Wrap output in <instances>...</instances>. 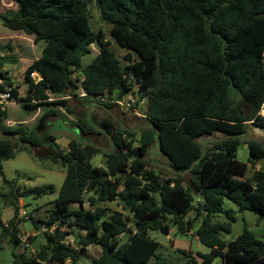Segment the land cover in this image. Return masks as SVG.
Here are the masks:
<instances>
[{
    "label": "trees",
    "instance_id": "1",
    "mask_svg": "<svg viewBox=\"0 0 264 264\" xmlns=\"http://www.w3.org/2000/svg\"><path fill=\"white\" fill-rule=\"evenodd\" d=\"M12 1L17 9L11 15L0 14L2 25L43 43L39 57L24 71V96L0 59V91L9 87L15 102L31 109L54 103L69 111L65 99L48 102V95L77 88L71 75L92 43L98 53L81 69L78 86L84 97L120 98L134 84L139 96L149 97L145 124L137 128L115 126L111 119L79 125L83 134L101 131L107 136L103 166L89 163L82 142L70 139L65 153L56 151L53 162L65 169V176L53 209L44 222L30 217L36 229L44 224L53 230L44 232V243L31 263L75 264L87 257L88 246H97L101 253L90 258L91 264H147L159 246L148 232L168 235L175 227L188 233L199 219L194 236L209 249L200 264H210L214 258L221 264H264V241L248 230L230 242L219 237L230 231L234 220L233 210H222L224 199L258 220L264 217V171L255 170L244 179L247 165L235 155L236 146L245 142L251 164L264 157L260 141L245 139L250 127L264 128L259 115L264 104V0H92L102 21L109 24L114 43L138 57L124 67L107 48L102 32L90 29L88 0ZM31 73L40 80L35 82ZM230 87L248 107V115L234 105ZM95 105L109 109L116 104ZM53 114L42 113L26 135L17 127L0 129L38 147ZM5 118L6 110L0 109V124ZM152 145L165 157L158 171L147 168L144 161ZM17 147L12 137L0 141V173L3 161L26 149ZM233 176L239 180L230 185ZM48 192L52 193L51 187L15 193L39 197ZM115 201L120 210L99 206ZM189 213L192 217L187 218ZM219 213L225 221L212 222ZM16 217L17 208L4 227L12 237ZM68 235L76 247L65 243ZM123 235L127 237L121 242ZM29 263L13 253V264Z\"/></svg>",
    "mask_w": 264,
    "mask_h": 264
},
{
    "label": "rangeland",
    "instance_id": "2",
    "mask_svg": "<svg viewBox=\"0 0 264 264\" xmlns=\"http://www.w3.org/2000/svg\"><path fill=\"white\" fill-rule=\"evenodd\" d=\"M17 9L12 0H0V14L11 15ZM88 24L90 29L98 33L102 32L103 39L108 42L107 48L119 60L121 66L129 65L138 57L130 50L119 47L114 43L109 35V24H106L100 18V13L92 0L87 1L86 5ZM42 42L35 43L33 36L27 35L22 31H11L5 28L0 21V59L4 61L3 69L7 71L13 83L18 86L21 96L25 95L27 85L24 81V71L27 66L39 57ZM90 53L80 60V67L73 70L71 78L75 80L77 88L71 92L70 89L63 95H48V102H54L57 99H65V108L54 103L43 104L36 109L28 108L20 103H11L5 107L7 124L17 127L25 133L33 130L39 116L47 110L54 112L48 118L47 126L41 134V145L37 148L22 149L18 151L14 158L2 162L0 173V264H13V253L22 254L32 264V258L41 244L44 243V232H52L53 226L48 230L46 225L39 224L36 229L31 219L46 221L53 209V200L58 195L60 186L65 176V169L60 168L53 162L56 151L65 153L69 145V138L62 132H72L83 142L88 161L93 166H103L104 158L102 152L108 146V138L101 131L91 134H83L79 125H84L86 120L93 124H98L103 119H111L115 126L119 124L127 127H139L145 124L144 116L149 104V97L139 96L136 91H129L123 96L121 104L115 103L113 97L103 99L84 97L85 93L78 86L81 79V69L85 67L91 59L98 53V47L95 43L90 46ZM129 56V59L127 58ZM134 89L136 84H134ZM230 97L235 106L242 109L246 115L249 109L240 99L233 87H230ZM131 96L133 103L130 107L125 105L128 97ZM110 99V100H109ZM115 103L114 107L103 109L95 105L97 102ZM132 109L137 111V115ZM259 115L264 118V104ZM4 127L3 123L0 124ZM245 139H257L264 146V128L252 126L248 129ZM54 137V141H49L48 137ZM136 143L134 144V146ZM155 145H152L149 152L144 157V161L149 169L159 170L160 165L164 164L165 157L155 153ZM236 158L247 165L245 177L249 178L253 171H264V157L258 160L254 165L250 162L248 146L241 142L235 149ZM163 175L170 176L166 171ZM189 175L185 176L188 180ZM5 179L9 184H5ZM228 180L231 185L239 180V177L233 176ZM51 187L52 193L41 194L39 197L18 196L20 190H29L33 188ZM17 189V190H15ZM15 192H19L16 194ZM18 196H16V195ZM196 197V196H195ZM194 197V198H195ZM157 198V197H156ZM16 199V200H15ZM196 199V198H195ZM17 201V202H16ZM195 203V201H194ZM108 211L120 210L117 202H102ZM75 207V205H71ZM88 208L87 203L84 204ZM17 208V217L14 219L11 232L15 237L9 235L4 227L13 218L14 210ZM233 210L234 220L231 222V228L228 233L220 232L219 237L224 242H230L236 239L244 229L248 230L256 239L264 241V217L258 220V217L247 210L239 211L230 200L224 199L222 210ZM125 213H127L125 211ZM192 217V213L187 218ZM223 213L212 216V222H224ZM199 226V219L193 222V226L188 233H179L175 227H171L168 235H163L158 231L148 232L147 236L156 241L159 246L155 255L147 264H200L202 255L207 254L209 249L198 242L194 236V231ZM64 230V228H62ZM68 230V229H65ZM127 235L119 237L122 242ZM65 243L76 247L73 236L68 235L64 239ZM100 248L97 246L87 247V257H81L75 264H91L90 258L100 255ZM157 259V260H156ZM64 264H70L65 262ZM210 264H221L219 258H214Z\"/></svg>",
    "mask_w": 264,
    "mask_h": 264
},
{
    "label": "built area",
    "instance_id": "3",
    "mask_svg": "<svg viewBox=\"0 0 264 264\" xmlns=\"http://www.w3.org/2000/svg\"><path fill=\"white\" fill-rule=\"evenodd\" d=\"M30 77L35 81V82H37V81H39L40 80V78H39V76H38V74L37 73H31L30 74ZM0 83H1V79H0ZM136 89H137V86L135 87V89H134V87L130 90V91H136ZM137 92V91H136ZM124 95H126V94H124ZM123 95V96H124ZM123 96H121L120 98H115V103H117V104H121V102H123ZM100 99H102V98H100ZM11 103H17V102H15V100L14 99H12V97L10 96V90H9V87H6V88H4V90L3 91H0V109L1 110H4L5 109V107L7 106V105H9V104H11ZM131 103H133V99L131 98V96H129L128 97V102H126L125 103V105L127 106V107H130V104ZM132 111H133V113L134 114H136L137 115V111L135 110V109H132Z\"/></svg>",
    "mask_w": 264,
    "mask_h": 264
},
{
    "label": "water",
    "instance_id": "4",
    "mask_svg": "<svg viewBox=\"0 0 264 264\" xmlns=\"http://www.w3.org/2000/svg\"><path fill=\"white\" fill-rule=\"evenodd\" d=\"M62 134L64 136L68 137L69 139H72L76 142H80L78 137L72 132H65L64 131V132H62ZM10 137L14 138L18 143V147L16 150H18L20 147H24L26 149L32 148L31 144L28 143V141L23 140L20 136H18L17 133H9V132H6V131H3L0 129V141H5L7 138H10ZM110 149H111V146H110ZM159 153L161 154V152H159Z\"/></svg>",
    "mask_w": 264,
    "mask_h": 264
},
{
    "label": "crops",
    "instance_id": "5",
    "mask_svg": "<svg viewBox=\"0 0 264 264\" xmlns=\"http://www.w3.org/2000/svg\"><path fill=\"white\" fill-rule=\"evenodd\" d=\"M2 69H3V67H2ZM3 70H4V69H3ZM5 71H6V70H5ZM19 95H20V94H19ZM20 96H21V95H20ZM7 121H8L7 119L2 121L4 127L7 128V129H12V128H14V126L7 124ZM38 147H39V146H38ZM35 148H37V147H35ZM195 238H196V237H195Z\"/></svg>",
    "mask_w": 264,
    "mask_h": 264
}]
</instances>
